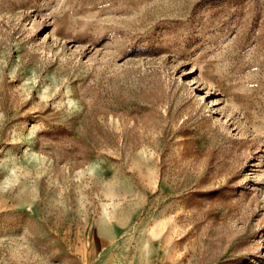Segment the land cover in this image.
<instances>
[{
	"label": "rangeland",
	"instance_id": "obj_1",
	"mask_svg": "<svg viewBox=\"0 0 264 264\" xmlns=\"http://www.w3.org/2000/svg\"><path fill=\"white\" fill-rule=\"evenodd\" d=\"M0 264H264V0H0Z\"/></svg>",
	"mask_w": 264,
	"mask_h": 264
}]
</instances>
